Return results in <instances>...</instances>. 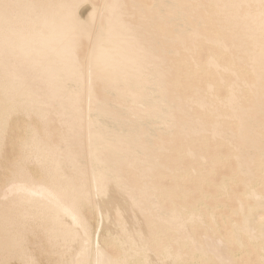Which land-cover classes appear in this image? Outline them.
<instances>
[{
    "label": "rangeland",
    "instance_id": "obj_1",
    "mask_svg": "<svg viewBox=\"0 0 264 264\" xmlns=\"http://www.w3.org/2000/svg\"><path fill=\"white\" fill-rule=\"evenodd\" d=\"M5 1L2 0V2H1V0H0V3H3V5H5V4L7 5V2H8V4L10 2L11 5L14 3L16 8H13V9H11L10 7L9 8L11 9V11H13V10L15 11V9H16V11H15V13H13L14 11L10 12V13L11 14H17V9H18V12L21 13V10H22V13H23V8L25 6L27 7L28 5H26V4H29L32 0L31 1H28V0H22V1L16 0L15 1V0H13V2H12V0H9V1L5 0ZM27 1H28V3H27ZM36 1H37V3L35 2V0H33L32 3L29 5V8H25V11H24V14H26L27 17L29 16L28 17L29 19L31 18L30 20H32V19L35 20V18L37 19V17L39 18L40 16L45 15L44 13H49V12L52 13L54 9L57 10L58 8L60 9V10L59 9L58 10L61 12L62 15L64 12V16H65L70 11V10L68 11V9H66V8L71 7V5L73 6L71 8V10L74 8L73 9L74 13H72L73 11L71 12L72 15L76 16V14H77V11L75 10V7L73 4H76V2L78 0L77 1L72 0L73 3L70 2L71 0H39V1L36 0ZM56 1H59V2L57 3ZM65 1H67V2H65ZM108 1L109 0H86V1H84V3L86 5L85 4L80 5V6L85 7L88 5L90 6V4H92V6L95 7V12L97 11V14L96 13L94 14L93 20L92 19L88 20V22L94 21V23L92 22V24H93L92 32L89 34V36H85L86 38L83 36L85 38V40H84V38H82V36L77 37V41H76L77 43H76V46L74 48L75 52L73 50V54H74L73 60H74V64H75L74 66L77 68V71L80 70L79 72L82 75V77L84 76V78H83V80H81V81H83V84L81 82L82 92L78 93V95L80 94L79 97H77L78 95L75 97L76 99L78 98L77 101L74 98L75 102L73 101V102L69 103L71 105H67V106H70L69 108H72L75 105L76 108L75 107L74 108L77 110L78 113L76 112V110H71V112H70V110H68V108H65V109L62 108L63 104L67 101V97L65 95L53 97L56 94L55 93V87H54L53 83L48 81L47 78L45 77V74L48 72H46L44 74L43 72H40V70L38 68H36V69H38V70H36L35 68L30 67V66H32L31 64H29V65L25 64L26 67L28 66L27 68H29L30 70L27 68H24L25 65L20 66L19 63H21L22 61L20 62V57H18V55L16 56V54L15 55L11 54L10 57L8 56V58H6L7 59L6 62H11V64L14 62L13 63L14 65H16L15 63L17 61L18 68H19L20 72H24L23 74L20 73L23 76V77L21 76L22 78L20 77V79L25 78L24 81H26V84H28V83L30 84V85L29 84L26 85L28 87V89L26 88V91H27L26 93L28 95L26 93L25 94H26V96L29 97V99H31V102L35 99V101H33V102H35V103H33V105L35 104L34 105L35 107L33 105L31 106L33 112L30 108V112L28 111V113H26L27 116L24 114L25 112L22 110H19L22 112L16 111V113L13 114L8 125L6 126V128H7L6 133H5L6 138L3 139V140H5V142L4 141L2 142L3 143V145L1 144L2 150L0 149L1 150V153H0L1 154L0 155V191H1V188H3V189L5 188L4 183H5L6 179L9 178V176L11 175L10 173L14 169V163L16 164L19 162L18 160H20V158H19L20 157V151H21V150H19V149H21L20 143H21L23 137L25 136V130H26V127H28V125L32 129H34L35 132H32V133H36V131H37V133L39 134V135L37 134L38 135V141L40 140L39 136L40 135L43 136L44 139L43 138H41V139L44 140V142L47 145L42 140H40L41 141V142L39 141L40 144L42 143L40 145L41 147L44 146L43 144H45L44 147L49 145L48 147L50 149L48 147H46L47 149H49L47 151L49 153V156L51 157L50 158L51 160L48 161V162H50V163H48L49 165L47 164L49 169L54 168V165H57L59 163L61 164V162L63 161L62 160L63 158H65L64 159L65 162L63 161V163L66 164V160L69 157L67 160V165H71V168L75 167L74 170H78L83 175L82 176L81 174H79V172L77 174L78 177H79V175L82 176L81 178L79 177V179L83 182V185H81V186H85L87 184L85 186L86 189L89 186L91 187V183L89 182L90 181L89 180V172H90V169L92 166L91 164L93 161V156H90L91 153H89V152H91L89 150L90 149L89 147L91 144V142H90L91 137L89 134L90 130L88 132V129H87V128H89V127H87V121L90 120L89 118H91L88 116L89 112H90L89 110H91V113H92L94 111L96 112V111L100 110L99 108H102L107 113L106 115H108L110 119L112 118V120L115 123L121 124V125L124 124L126 126L129 125L128 131L126 132V134H124L123 137L118 139L119 142L118 141L116 142L117 143V151H118V153L122 154L124 156V158H119L118 153H113L112 151L110 152L109 150H104L103 152L98 154L97 157H98L100 162H103V163H106L109 165H111L113 163L112 168L113 169L116 168L113 170L114 173H116L115 171L117 170L116 174H117L118 179L115 182L117 183L119 181L118 182L119 185H118V183L116 184L115 182L113 184H114V187L119 186L120 193L116 195L114 201L116 202V201L122 200V199L130 200V201H134V202L136 201L134 203V205L130 208V210L124 214H117V213H119L117 209L112 211L113 217L114 218L116 217L115 220L119 219V221H120V222L118 220L116 221V223L120 227V230L121 229L124 230L126 228V226L128 225V227L130 226L131 232H133L130 235L137 234V236H139V238L142 237V238H140L139 241L137 240L138 242L136 241L135 243H133L132 239L129 238V240L132 242V243L130 242V244H133V245H130L131 246L130 248L134 249V252H137V250L140 249L139 247L142 246V248L148 249V253L150 254V255L147 254L148 260H149V257L152 256V258L154 257L153 260L155 259V261H160L159 259L160 258L162 259V255H161L162 253L161 252H163V250H164L163 248L171 249L174 252L178 249H179V251L182 249L181 250V252H182L181 260L178 259L179 261L178 260H177L178 262L176 261L177 264H187V263L189 264V262H190V264H264V263H262V258L260 256L261 253L259 252V251H261L260 247L264 246V244H263L264 243V237L259 236L258 241H257V239L256 240L253 239L252 240L253 242H252L249 239L248 234L241 233L240 234V240L242 239L243 247L239 245V241L237 242L234 240H230L227 237V235L229 236V234L231 233V231L234 227L233 222H237V224H240L247 215H248V217H250L251 225H253L254 228L264 227V208L259 206V207H254L253 209H251L249 207V205H250V203L253 204V201L250 200L251 202H248L249 198L248 199L246 197H244L245 199L243 198V192L246 188V184L253 186L252 187L253 190L255 189L257 192L261 193L263 191L262 194H264V90H263L264 87L263 86H262L263 88L259 87L260 91L257 89L255 94H254V92H255L254 89H253L254 92H252V90H251V92L253 93L252 94L249 91L250 89L248 87H245L243 85V82L240 79L236 78L235 76L234 77L232 76V75H234V74H232L233 70L231 72V70L228 69V67H223L224 69L222 68L223 69V71H222V69L218 70L220 68L215 69L214 66L207 64L208 63L207 59L209 58V60H210V58L214 55H215V57H216V55H217V57L221 56L220 61L222 60L221 58L223 56H225L224 59L227 58L226 61H228V59H230L229 60L230 62H232V61L234 62V59L237 60L238 57H240V58L242 57L241 58L242 61H240L243 63V64L241 63L242 66L244 64L247 66L244 65V68L241 66L240 67L238 66L239 69L237 70L236 69L237 65H236L235 66L236 71L235 70L234 71L235 72L238 71V73L239 72L240 73H242V72L247 73V74H244L245 78H247V79L250 78V79H248V81L252 80L253 79L252 76L254 77L255 75H254V73H252V74L250 73V71H252V70H250L251 67H249V66H252L254 64L253 63L251 65L252 61L255 62L254 61L255 59L252 60L253 55H250L249 53H253L254 51L256 53V51H257V54H259L258 52H261L262 49L259 51L258 45L260 46V43L263 40L262 37L264 35H262V34L264 32H262V34L260 33V36H262L260 38H259V34H258L259 32H256L254 30H251L252 32H249V33L254 32V34L255 33L258 34L257 35L258 40L256 41L257 43H259V44H257L258 48L255 47L256 46V44L254 42L255 38L254 39H252L253 37L250 38L252 36V34H249V33H248L250 35L249 38L254 40V41H252V40H251L252 42L249 41L250 40L248 38L249 35L247 36V34H246V37L245 36L243 37L244 39L247 38L246 40H244L242 38L243 41H246L245 43L248 42L247 44L248 45L250 44L249 46L240 43V44L244 45V46H242L239 43H237V40L236 41H235V39L233 40V38H234V36H236V34H238L237 36H240V34H243V29H242L243 27H241V24L239 22L235 23L234 22L235 18L232 19L233 18L232 16H235V14H233V13L236 11L235 13L239 12L240 14L241 13L244 14L249 9L245 6H241L240 8H237V10H236V8L234 6L237 5L236 2L238 0L237 1L235 0L236 4H234V0H230L229 3H228V0H225V2L217 1L216 3H214L215 5H213V3L210 2L211 0L210 1L209 0H206V1L201 0V3L204 4V5H202V7L200 6L201 3L199 4L200 0L199 1L198 0H179V1L174 0V2H175L174 4L176 6V9L178 7V8H180L178 10L182 9L184 14H186V16L183 15L184 19L182 16V19L179 20V16H178V18H177L178 22L176 20H175V22H174V20L172 21V19L174 18L175 15L172 16V14H168V10H169L168 8H167L168 10H165V13H164V10L163 11H160V10L156 11L155 7L152 4L153 1H151V0H119L118 2H117V0H111L112 3L116 2L117 4L113 3L114 8L110 5L111 6L110 10L105 11L106 12V14H105V12H103L101 10H102V7L105 5V3L110 4V1L109 2ZM203 1H204V3H203ZM207 1H209L210 3L209 2L207 3ZM226 1H227V3H226ZM17 2H18V4H17ZM19 2L22 5H25V6H23L22 9L20 8ZM22 2H24V3H22ZM33 2L36 3V5ZM51 2H53L52 5L50 4ZM55 2L59 5V7L56 6L57 4ZM68 2H70V3H68ZM44 3L45 4L48 3V4H46L47 6ZM60 3H62V5H65V9L67 10L68 13L64 11L65 9L64 10L62 9L64 7L61 6ZM63 3H65V4H63ZM77 3H79V2H77ZM224 3L226 6L228 4H230V6H227V8L229 7L231 9L228 11L225 10L226 8H225ZM33 4H34V6H36L35 8L42 7V8H40L41 12L39 11V8H37L35 11H37V10L38 11L35 13L34 10L31 8V7H33L32 6ZM53 4L55 5V7L53 6ZM67 4H69L70 6ZM3 5L1 4L0 8H2ZM16 5H18V8ZM44 5H45V7H47V10L45 7H43ZM220 5L224 6L225 12L220 11L223 9V8L221 9L219 7ZM11 7H14V5ZM51 7H52V9L54 7V9L51 10ZM184 7H186V8H184ZM244 7H245V9H244ZM30 8L32 9L31 15H30V12H28V14L26 12L27 10L30 11ZM120 8L122 9L121 12L117 11V9L120 10ZM204 8H206V11ZM217 8L220 10H218ZM246 8H247V10H246ZM10 9H9V11H10ZM239 9L242 11L240 12ZM250 9H251L252 14L253 13L255 14V12L258 11L256 9H253V10H252V8H250ZM250 9H249V12H250ZM55 10H54V12H56V15L57 16L60 15V14H58L59 11L58 10L55 11ZM99 10H100V13H98ZM113 10L116 12L115 18H116V15L121 14V18H120V16H118V18H116V19L119 20L118 23H120L121 26L123 25L122 28L115 29L114 32H116V30H118L117 35L122 36V34L125 33V35H126V32L129 31L127 33L128 36L126 35V37H125V35H124L125 39L123 38L124 40L122 41V43H124V41H126L125 43L128 44L129 41H127V40H130V41L133 40V42H134V40H136L135 41L136 45L134 43L130 42L128 44V45H130V47L129 46L125 47L126 48L125 51L126 50L129 51L130 48H132L133 51L136 50V54L137 53L139 54V52H141V54L143 55V59L140 57V56H142L141 54H139V55L137 54L138 57L135 54L134 55H135V57L138 58L137 59L138 62L140 61L142 63L144 60L145 63L143 62V64H140V62H139L137 64L138 65L137 69L139 67L142 69L141 72H144L148 68L147 69L148 72L145 71V73H143V74H146V77H148V76H150V78L153 77V79L151 78V80H148L149 83L147 81H145V83L147 82L146 86H148L150 84L154 86L156 83L157 94L165 100L164 105L168 109L167 114L164 115L165 116L164 119H161V120H163L162 122H164L165 126L163 124H162L163 128L162 127L159 128V127L155 126L152 133L148 132L147 126L145 124V117L147 116L146 113L150 114V111L149 112L147 111L148 108H143L144 111H141L142 109L140 110L141 107L138 104L130 101L129 99H131L133 96L129 91H127V97L126 98H125L126 92L123 93V97L121 98L119 91H118V88L110 87V85L107 83V81L101 79L104 81L103 82L101 80H98V78L93 77L91 80L92 83H90L91 81L88 79V81H90V82H88L86 79L85 74H87V72H86V70H87V59L89 58L90 50H91L92 46L94 45V41H97V39L95 40V38L100 37V32L103 30V27L105 29V26L107 25L106 23H108L109 20L110 21L114 20V16L112 14ZM217 10H218V12L220 11V13L223 15L217 14L218 13ZM0 11L3 12V8ZM6 11L3 12L4 14L1 13V15H7V13L9 15H11L9 13V11H7V13H5ZM43 11H44V13H43ZM75 11H76V13H75ZM226 11L227 12L231 11V12L227 13ZM38 12L40 13V15L38 14ZM115 12H113V13H115ZM33 13H35L37 15H35V14L33 15ZM224 13H225V15L229 14V15H227L228 18H230V16L232 15L230 18L231 20H229L224 15ZM67 16H69V14ZM74 16H73V18H74ZM12 18L16 19V15H15V17H12ZM64 18H67V17H64ZM170 18H172V19L170 20ZM180 18H181V16H180ZM15 19H13V20H15ZM116 19H115V22H117ZM120 20L122 22H120ZM171 21L173 24L171 23ZM228 21H230V22L232 21L234 24L237 25L236 27H234V26L232 27V29L236 28V29H234V31L232 33L230 31L231 27H229V29L226 28L228 26L227 24H230ZM232 22H231V24H233ZM113 23H114V21H113ZM176 23H178V24H176ZM183 24H186L187 25L186 27H188V28L191 27L192 32L190 31V32L183 33V32L178 31V28H179L178 26L183 25ZM121 26H119V27H121ZM125 26H126V28H128V30L125 28ZM174 26L178 27L177 31H176V28H173ZM229 26H231V25H229ZM238 26L241 28H239ZM56 27H58V26H56ZM59 28L60 27L55 28V29H59ZM223 28H224V30H223ZM183 29H185V28H183ZM194 29H196V30L194 31ZM125 30H126V32H124V33L119 32V31H125ZM131 30L134 31V33ZM204 30H207V31H204ZM194 32H196V33H194ZM201 32H203L204 34H202ZM96 34H97V36H96ZM188 34H190V35H188ZM218 34L225 36V38L223 36L224 42H222L220 44L215 43L213 40L214 38H216L218 36ZM254 34H253V36H254ZM129 35L132 37H130ZM232 35H233V37H231ZM228 36H229V38H226ZM118 37H120V36H118ZM78 38H79V41H78ZM131 38H133V39H131ZM259 39H261L260 42H258ZM63 40H65V39H63ZM233 42H235V44L237 45L236 48H235V44ZM253 42L255 45L252 44ZM125 43H124V45H126ZM139 43H143L144 45L139 44ZM131 44H133L134 46H138V44H139L140 48L136 47L137 49L136 48L134 49L133 45H131ZM238 45H240L242 47H240ZM251 45H253L254 47ZM261 45H262V43H261ZM141 47H142V49H141ZM245 47L246 48L248 47L249 50H248V48L246 49ZM260 48H262V46H260ZM138 50H140V51L138 52ZM244 50L248 51L247 55H249V56L246 55V53H245L246 51H244ZM130 52L131 51H129L127 54L130 55ZM151 53H152V57H150ZM227 53H228V55H226ZM255 53H253V54L256 56ZM132 54H133V52H132ZM145 54H147L149 56V59H148V56ZM131 57H133V56H131ZM139 57H140V59H139ZM153 57L154 58L156 57V58L154 59ZM144 58H147L149 61H147ZM8 59H9V61H8ZM262 60L264 61V58H262ZM76 62H80V63H78L76 65ZM190 62L194 66L196 65L195 69H194L193 65H190L191 64ZM238 62H239V60H237L236 64H238ZM260 65H263V67H262V70H263L264 62ZM140 66H142V67H140ZM191 66H193V67H191ZM253 66H252V68H253ZM190 67L193 68L194 71L191 72L190 70H192V69ZM259 67H261V66H259ZM9 68H12V66H9ZM20 68H22V71ZM143 68H145V69L143 70ZM150 68L152 69L151 70L152 72H150V70H149ZM187 68H189V69H187ZM225 68H227V69H225ZM23 69H25V70H23ZM232 69H234V68H232ZM157 70H158V72H156ZM138 72L139 71L137 70L136 74ZM229 72L231 73V75ZM40 73L43 75H41ZM154 73H156V75H157L156 77H155ZM217 73L220 76H218ZM38 75L43 77V78L41 79V77H39ZM158 75H159V77H158ZM241 76H242V74H241ZM27 77H29V78H27ZM33 77H35V78H33ZM37 77H39L40 79ZM261 78L262 79H260V77H259V81H261L260 85H263L264 84V75H262ZM38 80H40V81H38ZM146 80H147V78H146ZM32 82L33 83L35 82V87H34V84ZM38 83H40V84H38ZM210 83H212V86H213L212 88H214L211 90L212 93L208 92V90L206 92V89L208 88V84H210ZM41 84L44 86H42ZM36 85H38V86H36ZM215 85H216V87H215ZM239 85H243V86H239ZM108 86H109V88H108ZM42 87H44L45 89H43ZM46 87H47V89H46ZM35 88H37V89L34 90ZM31 89H33V90H31ZM108 89H111V92H108ZM28 90H29V92H28ZM63 90L64 89L59 90V93L65 92ZM231 90H233V93L235 94L234 100L231 101L232 105H234L233 106L235 109L234 112L231 111L230 107L227 106L228 105L227 101H225L226 97L228 96L227 94H229V92ZM36 91L39 93H37ZM30 92H32V93L30 94ZM41 92H42V94H41ZM90 92H91V95H90ZM128 92H129V94H128ZM33 93H34L35 97L38 95L37 98H35L34 95H32ZM35 93H37V94H35ZM31 95L34 97V99H32ZM209 95H211V96H209ZM49 96H51V97H49ZM90 96H92V97H90ZM115 96H117V97H115ZM40 97H41V99H39ZM88 97H90V98H88ZM166 97H168V98H166ZM198 98H200L201 100H199ZM37 99H39V104L37 102L38 101ZM221 99H223V100H221ZM43 100H45L44 101L45 103L43 102L44 104L42 103ZM47 100L50 102H48ZM218 100H220V101H218ZM201 102L203 105H201ZM208 102H209V104H212V106H209L207 104ZM52 103L54 106L52 105ZM37 104L39 106L41 104L40 109H42V110L38 109L39 106ZM137 105L139 108L136 107ZM43 106H44V108H43ZM55 106L57 108H55ZM205 106L206 107L209 106V108L210 107L211 108L209 109V108H206ZM221 106H223V107H221ZM84 107H85V109H84ZM36 108H37V110H35ZM151 108H150V110L153 112L154 108L157 109L158 107L154 106V108H152V109ZM170 108H171V110H170ZM216 108H217V110H216ZM56 109L58 110L57 112H56ZM129 109L131 111L133 109V112H131ZM213 109L216 112H213ZM220 109L222 111H220ZM43 110H46L47 112L46 111H44L45 113L41 112ZM37 111H39L38 114H37ZM80 111H81V113H80ZM157 111H159V110H157ZM157 111L155 110L154 112H157ZM54 112L56 113V115ZM42 113H43V115L45 114L46 117L43 116ZM71 113H73V114L76 113V115H73L75 119L73 118ZM206 113H209V114H206ZM39 114H41V115H39ZM86 114H87V116H85ZM28 116H29V118H28ZM140 116H142V117L139 118ZM49 117H50V119H49ZM64 119H65V121H62ZM58 120L60 122H58ZM66 121H68V122H66ZM139 121H141L143 123L140 124V123H138ZM69 122H70V124H69ZM125 123H127V124H125ZM241 123H243L246 127V129H245L246 134H244V135H246L247 137L245 139L240 137V124ZM136 124L137 125L139 124L138 125L139 128L136 126ZM167 124H168V126H167ZM80 126H81V128H79ZM170 126H171V128H170ZM77 128H78V130H76ZM42 129L45 131H43ZM219 130H223V131L221 132ZM91 131H92V129H91ZM47 132L49 133V135H47L48 134ZM94 133H97V132L94 130ZM237 134H238V136H237ZM81 135H82V137H81ZM91 136H92V134H91ZM46 139H48V140H46ZM123 139L125 142H123ZM130 141H132V142H130ZM128 142H129V144H128ZM125 143H126V145H125ZM63 145H65V147H62ZM51 146L55 147L56 149L52 148ZM82 149H84V150H82ZM68 150H69V152H68L69 154H67ZM72 150L74 152H76V151L77 152L74 153ZM52 151H54V152H52ZM60 151L61 152L64 151V152L61 153ZM80 151L82 153L85 152L84 155L82 154V156H81ZM55 152L56 153L59 152V153L56 154ZM132 152H134V153L132 154ZM54 154H56V157H54L55 156ZM76 154L79 155L80 159H78ZM69 155L72 157L71 159H70ZM133 155L137 156V157H134ZM62 156H65V157H62ZM83 156H84V158H82ZM138 157H140L141 159ZM57 159L58 160L61 159L62 161L59 160L60 161L59 163L58 162L55 163L56 161H58ZM84 159H85V161H84ZM72 160H74V161H72ZM72 162H74V163H72ZM78 162H79V164H78ZM81 163H83V164H81ZM29 164H31V165H29ZM29 164L26 167V168H28V170H26V171L30 172L31 177H33V178L42 177L43 171L41 173V169L45 168L46 170H48L46 167L47 165H45V167L41 168V167H39L40 165L38 166L36 161H35V163L31 162ZM76 164H78V165H76ZM77 166H79V167H77ZM78 168H80V169H78ZM239 169H242V172H243V169H245V170L249 169V171L248 172L245 171L242 173L241 170H239ZM84 170H86V171H84ZM85 172H86V175H85ZM142 173H143V175L144 174L145 175L143 176ZM76 179H74V180H76ZM80 180L75 181V183L73 184L74 185L73 187L76 190L79 189L78 187L80 186V184H82V183H80L81 182ZM120 185H121V187H120ZM70 187H72V186H70ZM148 191H149V193H148ZM3 192H6V188H5V190H3ZM1 194L2 193L0 192V196H1ZM152 195H154V196H152ZM142 196L145 198H142ZM6 198L4 200H3V198L0 200V204L2 203L1 205L9 204L10 200L13 198V196L11 199L8 196L9 202L6 201ZM87 200L86 201L84 200V202L83 201L80 202L81 203L80 206L78 205L80 208L79 207L78 208L80 210H82L83 216L88 221H93V218H94L93 206H92V203L90 201L88 202ZM263 202H264V200H263ZM240 204H242L241 207L243 209H241ZM245 205L247 208H245ZM7 206H9V205H7ZM192 209L194 210L193 212L195 214V217H194L195 219H193V220H191V217L188 218L189 215L187 214V213H190V210L192 212ZM131 213L135 216V218ZM136 213H137V215H136ZM177 215L178 216L181 215V217H183V220L186 219V222L184 220V221H182L183 224L180 223L179 226L173 225V220H174L173 217L176 218ZM197 215L199 216L198 217L199 220H198V218H196ZM126 219H128L127 221H129L130 223L129 222L127 223ZM200 219H202V220H200ZM122 221H123V223H121ZM31 222H33V221H31ZM31 222L29 223V224H31L30 227H32L34 229H36L38 226H41L40 223L38 225L37 222L35 221L36 226L38 225L35 228L34 227L35 224L31 223ZM134 222L136 224H134ZM192 222H194V223H192ZM44 224L45 223H42V225H44ZM122 224H124V225H122ZM132 224L135 225V227ZM183 225H185V227ZM42 227H40V228L38 227L35 230V232L37 233V235L39 237L40 236L42 237V238L41 237L40 238L42 239L44 246H42V248H41V247H39V245H35L33 247L34 250H32V251L37 258L36 260L40 264H57V259L61 261L62 258L60 259V257H57V256H60V255H58L59 253H57V255H56L55 254L56 252L55 253L51 252L53 249L51 247H49L48 243L45 244V239L43 238V234L45 235V232L42 231V229H41ZM142 227H143V230H142ZM181 227L183 228V231L180 229ZM184 229H187V230H184ZM40 231H42V232H40ZM185 231H189V232H185ZM121 234L122 233H120V235ZM141 234H143L144 237ZM185 234L193 235V236L190 237V240H189V238L186 240L185 237L187 238L188 236ZM130 235H128V236H130ZM182 235H183V237H182ZM38 236L30 234L29 239L38 240ZM224 236H226V237H224ZM182 238H184V239L182 240ZM220 239L223 241H221ZM101 242L103 245V251L105 252V256L107 255L109 257L108 259H112L114 257H117L119 255V253L121 252L122 245L119 242H117L115 240V238L111 237L110 235L106 236L104 234V236H102V238H101ZM219 242H221V243L223 242L224 244L223 243L221 244ZM257 242H259L260 244ZM138 243H140V244H138ZM255 243H257V244H255ZM134 244H135V246H134ZM251 244L253 246H251ZM137 247H138V249H137ZM43 248H44V251H43ZM197 249H198V251H197ZM199 249H203L202 250L203 252L200 250L202 252V253H200ZM50 252H51V254H50ZM141 252H140V255H141ZM194 252L195 253L198 252V253L195 254ZM198 254L202 255V258H203V260H202V258H200L201 259L200 263L198 260H200L199 257H201V256ZM53 255H54V257H53ZM129 255H130V253H129ZM134 255H135V257H134ZM138 255L136 256V254H133V258H132V260L130 259L129 262L132 264H134V262H135V264H142L144 262V260H143L144 257H142V256H144V255L143 254L141 256L139 255V258H138ZM197 255L199 256L198 258H196L198 262L195 260V257H197ZM56 257H57V259H56ZM105 258L107 259V257H105ZM134 258H135V261L133 262ZM140 258L142 259V261H140L141 260ZM136 259H137V261H136ZM150 259H151V257H150ZM138 260L140 263L138 262ZM192 261H194V262H192ZM136 262H138V263H136ZM144 263H146V262H144ZM11 264H24V263L17 261V260H14V261H12Z\"/></svg>",
    "mask_w": 264,
    "mask_h": 264
},
{
    "label": "bare ground",
    "instance_id": "obj_2",
    "mask_svg": "<svg viewBox=\"0 0 264 264\" xmlns=\"http://www.w3.org/2000/svg\"><path fill=\"white\" fill-rule=\"evenodd\" d=\"M20 1H22V0H20ZM28 1H31V0H28ZM28 1H27V3H28ZM32 1L29 4H26V5H28L27 7L25 5H22L19 2L21 9L23 8V6H25L23 8V13H22V10H21V13H20V12H18V9H17V14H11L10 12H13L14 11V10L11 11V9L16 8V7H15V4L14 3L11 5L10 2H9L10 6H13L14 5V7H10L11 8V9L9 8L10 11H9V9L7 11H9V13L12 16L9 15L6 10H4L5 8L3 6H2L3 12L6 11L5 13H7V15H1V13L2 14H4V13L2 11H0V147H1V144L3 145L2 142L3 141L5 142V140H3V139L6 138V135H5L6 130H7L6 126L8 125V123H9L10 119L12 118L13 114L16 113V111H18V112L24 111L25 112L24 114L27 116L26 113H28V111L30 112L31 106L33 105V103H35V102H33V101H35V99H34V97H35L34 93L32 94V95H34V97L31 95L32 96V99H34L32 102H31V99H29V97L26 96V94H27L26 93L27 92L26 91V88L28 89V87L26 85H28L29 83L27 82L28 84H26V81H24L25 78L24 79H20V77L22 76L20 73L23 74L24 72H20V70L18 68L17 61L15 63L16 65L13 64L14 62L12 64H11V62H6L7 61L6 58H8V56L10 57L11 54L12 55H15L16 54V56L18 55V57H20V62L22 61L21 63H19L20 66L21 65H25V64H27V65L31 64L32 66H30V67L35 68V69L38 68L40 70V72H43L44 74L46 72H48V73L45 74V77L47 78L48 81L52 82L53 85H54V87H55V93L56 94L54 93L55 95L53 94L54 95L53 97H57L58 96L59 88L60 87H62L61 89H64L63 91H65L63 93V95H65L67 97V101L62 106V108H64V109L65 108H68V110H69V107L70 106H67V105H71L69 103H71V102L74 101V100H71V99H74L78 95L79 92H82L81 85L83 84V81H81V80H83L84 76L82 77V75L79 72L80 70L77 71V68L74 66L75 65L74 64V60L72 61L73 58H70V52H71V50L73 51L74 48H75V46H76L77 37L82 36V38H84L85 36H89V34L92 32V28H93L92 22L94 23V21H89L88 22V20L89 19H92L93 20L94 14L95 13L97 14V11L95 12V7L92 6V4H90V6L87 4L88 6H85V7L84 6H80L82 4H85L84 1H86V0H78V1L76 0L79 3L76 2V4H73L74 7H75V10L77 11L76 16H74V15H72V13H74V10H73L74 8L71 10V8L73 7L72 5H71V7H69L70 9L69 8H66V9H68V11L70 10L69 13H68L67 10L65 9V5H62V3H60L61 6L64 7L62 9L63 10L65 9L64 11L69 14V16H67L68 14H66L64 16V12L62 11L63 12V15H62L61 12L59 11L60 10L58 8L59 5L57 4L59 1H56L57 2V3L55 2L57 4L56 6H58L57 8L59 9V10L57 9L59 11L58 14H60V15L57 16L56 15V12H54L55 5L53 4V6H54L53 9L54 10L51 7V10H53V12L50 10L52 13H50V12L49 13H44V11H43V13L45 15L40 16L39 18L37 17V19L35 18V20H33V19L30 20L31 18L29 19L28 18L29 16L27 17L26 14H24V11H25V8H29V5L32 3ZM109 1H110V4L109 3H107V4L105 3V5L102 7V10L101 11H103V12L109 11L110 10V7L111 6L113 7V3L117 4L116 2H113L112 3L111 0H109ZM118 1L119 0H117V2ZM151 1H153L152 4L155 7L156 11H159V10L160 11H163L164 10V13H165V10H168L169 9L168 10V14H172V16L175 15L173 19L170 18V20L172 19V21L174 20V22H175V20L178 22V20H177L178 16H179V20L182 19V16L183 15L186 16V14H184V12L182 11V9L181 10H178V9H180L178 7L176 9V6L174 4L175 3L174 0H151ZM204 1H206V0H204ZM204 1H203V3H204ZM209 1H207V3ZM217 1H223V2H225V0H211L210 2L213 3V5H215L214 3H216ZM1 2H2V0H1ZM12 2H13V0H12ZM35 2L37 3L36 0H35ZM65 2H67V1H65ZM70 2H72V0ZM70 2H68V3H70ZM229 2H230V0H228V3ZM22 3H24V2H22ZM36 3H34V4L36 5ZM52 3L53 2H51L50 4L52 5ZM200 3H201V0H200L199 4ZM226 3H227V1H226ZM236 3H237V5L234 6L236 8V10H237V8H240L241 6H245V7L249 8V9L252 8V10L253 9H256L258 11H256L255 14L254 13L252 14L251 13V9H250V12H249V9L247 10V8H246L247 11L244 13L245 15L242 14V13L240 14L239 12L235 13L236 11L234 13L232 12L233 14H235V16H232L230 14L233 17L232 19L235 18L234 19V22L235 23H238L239 22L241 24V27H243L242 28L243 29V34H240L239 33L240 36H237L238 34H236V36H234L233 40L234 39H235V41L237 40V43H239V44L242 43V44L248 45L247 44L248 42L245 43L246 41H243V39H244L243 37L244 36L246 37V34H247V36L249 34H252V36L250 37V35H249L248 38L249 37L250 38L253 37L252 39L255 38L254 39L255 41L252 40V39H250V38H249L250 39L249 41H251V40L254 41L255 44H256L255 47H257V44H259V43L256 42L258 40V36L257 35L259 34V38H260V37H262V36H260V33L262 34V32H264V0H238ZM236 3H235V0H234V4H236ZM1 4L3 5V3H0V7H1ZM9 4L7 2V5H9ZM17 4H18V2H17ZM34 4L32 5L34 8L33 7H31V8L36 13L38 10L37 11H35V10L37 8H39V7L35 8L36 6H34ZM46 4H48V3H46ZM63 4H65V3H63ZM45 5L43 7H45ZM67 5H69V4H67ZM202 5H204V4L201 3L200 6L202 7ZM224 5H225V3H224ZM16 6L18 8V5H16ZM227 6H230V4H228ZM227 6L225 5V8H226L225 10L228 11L231 8H229V7L227 8ZM219 7L221 9L222 8L223 9L220 10V9L217 8L218 10H220L221 12H225L223 5H220ZM245 7H244V9H245ZM2 8H0V10H2ZM31 8H30V11H28V10L26 11L27 14H28V12H30V15H31V10H32ZM40 8H42V7H40ZM40 8H39V11H40ZM45 8L47 10V7H45ZM184 8H186V7H184ZM204 9L206 11V8H204ZM57 10H55V11H57ZM121 10H122L121 8H120V10L117 9V11H120V12H121ZM218 10H217V12H218ZM15 11H16V9H15ZM15 11L13 13H15ZM76 11H75V13H76ZM220 11L217 14H221ZM241 11L242 10H240V12ZM113 12H115V11L113 10ZM113 12H112V14L114 16V20H113L114 23H113L112 20L111 21L109 20V22L106 23L107 25L105 26V29L103 27V30L100 32V37H98V38L96 37L95 38V40L97 39V41H94V45L92 46V48L90 50V53H89L90 55H89V58L87 59V70H86L87 74H85V75H86L87 81H88V79L91 81L93 77L98 78V80H101L102 78L103 79H109L110 80V84H111V85L110 84L109 85L112 88H114V87H117L118 88V85L120 83H122V85L124 87V92L126 91V94H125V98H126L127 97V91H129L130 93L133 90L135 91V88L130 87L131 85H129L128 83L132 84L133 80H131L130 78L133 77L134 74L137 75L136 74V72H137L136 70L137 69L135 70V67L137 68V66H138L137 64L140 61L138 62V60H137L138 59L137 58L138 57L137 56L138 53L136 54V50L133 51L132 48H130V50H129V51H131L130 52V55L133 52V54L131 56H133L134 58L131 57L129 54H127L129 51H127V50L125 51V49H126L125 47H127V46L130 47V45H128L130 42H132V43L135 44V41L136 40H134V42H133V40L130 41V40H127L128 39L127 38L126 40L129 41V43L127 44V43H125L126 41H124V43L126 44V45H124V43H122V41L125 39L124 38V35H125L124 32H126V30L125 31H119V32L124 33V34H122L123 37L121 35H117V31L118 30H116V32H114L115 29L122 28L123 25L121 26V24L118 23L119 20L116 19V18H118V16H120V18H121V14L116 15V18H115L116 12L115 13H113ZM230 12H227V13H230ZM35 13H33V15ZM98 13H100V10L98 11ZM38 14L40 15L39 12H38ZM105 14H106V12H105ZM15 15H16V19L15 18H12V17H15ZM35 15H37V14H35ZM221 15H223V14H221ZM224 15H225V13H224ZM227 15H229V14H227ZM227 15H225V16L227 17ZM63 16L64 17H67V18H64ZM73 16H74V18H73ZM180 16H181V18H180ZM231 16H230V18H231ZM230 18H228V19L231 20ZM13 19H15V20H13ZM115 19L117 20V22H115ZM183 19H184V16H183ZM172 21H171V23H172ZM120 22H122V21L120 20ZM228 22L230 24H227L228 25L226 27L227 29H229V27H231V29H232L233 26L234 27L237 26L232 21L231 22L233 24H231L230 21H228ZM49 23H51L52 25H56V26H58L60 28L59 29H55V31H49L48 30ZM176 24H178V23H176ZM229 25H231V26H229ZM119 26H121V27H119ZM186 26H187L186 24H183V25H179L178 26L179 28L178 27H175V26L173 28H176V31H177V28H178V31L183 32V33L190 32L191 31V27L188 28ZM58 27H55V28H58ZM241 27H239V28H241ZM125 28H126V26H125ZM183 28H185V29H183ZM126 29L128 30V28H126ZM231 29H230V31L232 33L234 31V29H236V28H234L232 30ZM195 30L196 29H194V31ZM223 30H224V28H223ZM251 30H254V31L259 32V33L258 34H256V33L254 34V32L253 33H249V32H252ZM204 31H207V30H204ZM128 32H126V35L127 36H128V34H127ZM132 32L134 33V31H132ZM194 33H196V32H194ZM201 33L204 34L203 32H201ZM253 34H254L255 37L253 36ZM126 35H125V37H126ZM188 35H190V34H188ZM220 35L219 34H218V36L216 35L217 37L213 39L214 42L217 43V44H220V43L224 42L225 36L223 35L224 36V38H223V36L222 35L220 36ZM262 35H264V33ZM96 36H97V34H96ZM118 36H120L121 38L118 37ZM229 36L226 37V38H229ZM130 37H132V36H130ZM231 37H233V35ZM85 38H84V40H85ZM133 38H131V39H133ZM262 38H263L262 41H261V39H259V41H258V42L261 41L262 45L260 43V46H262V48H260L259 45H258L259 48L257 47L259 51L262 49L261 52H258L259 54H257V51H256V53L254 51L253 53H255L256 56L253 53H249L250 55H253L252 56L253 57L252 60L255 59L254 60L255 62L252 61V63H251V65L254 63L253 64L254 66L252 65L253 68H252V66H249V67H251L250 70L253 71V72L250 71V73L251 74L254 73V75H255L254 76L255 78L252 76V78L254 80L252 79V80L248 81V79H250V78L247 79V78H245V75H244V74H247V73H243V72L242 73H240V72L238 73V71L235 72L236 71L235 70V66L236 65H237L236 66L237 67L236 68L237 70L239 69L238 66L239 67L241 66V67L244 68V65L245 64L242 66L243 63L240 62V61H242L241 60L242 57L241 58L238 57V59H237V60H239V62H238L239 65H238V64H236L237 63V60H235V59H234V62L233 61L230 62L229 61L230 59H228V61H229L228 62V61H226L227 58L224 59L225 56H223L221 58L222 60L220 61V57L221 56L217 57V55H216V57H215V55H214V56H212L210 58V60H209V58L207 59V61H208L207 64L214 66L215 69L220 68L218 70H221L223 67H228V69H230L231 72L233 70L232 74H234V75H232V76L233 77L235 76L236 78L240 79L243 82V85L245 87H248L250 89L249 90L250 92H251V90H252V92L255 91L254 92V94H255L257 89L260 91V88L259 87H262V86L264 87V84L263 85H260L261 81H259V77H260V79H262L261 77H262V75H264L263 74L264 73V68L262 70L263 65H260V64H262L264 62L262 60V58H264L263 57L264 56V36ZM63 39H65V40H63ZM246 39H244V40H246ZM238 40L239 41L241 40V41L239 42ZM78 41H79V38H78ZM48 42H51L50 43L51 44V47H52L51 48V51H48L47 50V44H48ZM254 42L252 44H254ZM233 43L235 44V42H233ZM139 44H143V43H139ZM139 44H138V46H134L133 44H131V45H133V48L135 49L136 47H139ZM242 44H240V45H242ZM240 45H238V46H240ZM236 46L237 45L235 44V48H236ZM242 46H244V45H242ZM242 46H240V47H242ZM251 46H253V45H251ZM142 47H141V49H142ZM248 50H249V48H248ZM139 51L140 50H138V52ZM244 51H246V50H244ZM74 52H75V50H74ZM247 52L248 51L245 52L246 55H247ZM134 54L137 57H135ZM139 54H141V52H139ZM145 55H147V54H145ZM226 55H228V53ZM67 56L70 58L69 60H65L64 59V57H67ZM247 56H249V55H247ZM140 57L143 59V55L140 56ZM140 57H139V59H140ZM150 57H152V53H151V56ZM50 58H51V60H50ZM144 59H146L147 61H149L148 60L149 59V56H148V59L147 58H144ZM8 61H9V59H8ZM143 62L145 63L144 60H143ZM143 62L142 63L140 62V64H143ZM78 63H80V62H76V65ZM190 65H193V64L191 63ZM9 66H12L13 69L12 68H9ZM193 66H191V67H193ZM195 66H194V69H195ZM245 66H247V65H245ZM259 66H261V67H259ZM27 67L25 65L24 68H27ZM140 67H142V66H140ZM232 68H234V69H232ZM20 69L22 71V68H20ZM27 69H29V68H27ZM38 69H36V70H38ZM144 69L145 68H143V70ZM147 69L145 70L146 72H148ZM187 69H189V68H187ZM191 69H192V70H190L191 72L194 71L193 68H191ZM223 69H222V71H223ZM225 69H227V68H225ZM23 70H25V69H23ZM149 70H150V72H152L151 71L152 70L151 68ZM145 71L142 72V73H140V74L138 73L139 74V78L136 79V82L135 81L133 82V83H135V85L136 84L139 85L138 87H142V91L140 93L137 92L134 96L132 95L133 97L131 99H129V100L132 101V102H135L136 104H138L141 107L140 110L142 109L141 111H144L143 108H148L149 109V110L147 109V111L148 112L150 111V114L149 113H146L147 116L145 115L146 116L145 117V124L147 126L148 132L149 133H152L153 130H154V128H155V126H157L159 128H161L163 125L165 126L164 122H162L163 120H161V119H164V117H165L164 115L165 114H163V112H161V111H157V110H159V107L158 106H155V107H158L157 109H155L154 106L152 107V108H154V111L156 110L157 112H154V111L152 112L150 110V108H151V107H149L150 106V102L151 103L153 102L155 105L158 104L159 103V101H158L159 100V96L157 94L156 83H155L154 86L151 85V84H150L151 86L150 85L146 86L148 80H151V78L153 79V77L150 78V76H148L150 79L148 77H146V74H143V73H145ZM156 72H158V70ZM241 74H242V76H241ZM41 75H43V74H41ZM154 75H155V77L157 76L156 73H154ZM230 75H231V73H230ZM218 76H220V75L218 74ZM39 77H41V76H39ZM39 77H37V78H39ZM158 77H159V75H158ZM27 78H29V77H27ZM33 78H35V77H33ZM42 78L43 77H41V79ZM146 78H147V80H146ZM38 81H40V80H38ZM90 81H88V82H90ZM101 81H103V80H101ZM145 81H147V82L145 83ZM81 82H82V84H81ZM90 83H92V81ZM33 84H34V87H35V82ZM38 84H40V83H38ZM56 85H58V86H56ZM243 85H239V86H243ZM36 86H38V85H36ZM42 86H44V85H42ZM212 87H213L212 86V83L208 84V88L206 89V92L208 90V92L212 93L211 90L214 89ZM215 87H216V85H215ZM42 88L45 89L44 87H42ZM108 88H109V86H108ZM36 89L37 88H35L34 90H36ZM46 89H47V87H46ZM253 89H254V91H253ZM31 90H33V89H31ZM28 92H29V90H28ZM129 92H128V94H129ZM31 93L32 92H30V94ZM37 93H39V92H37ZM37 93H35V94H37ZM41 94H42V92H41ZM90 95H91V92H90ZM227 95L228 96L226 97V100L225 101H228L229 99H232L231 101L234 100L235 94L233 93V90H231L229 92V94H227ZM37 96L35 98H37ZM51 96H49V97H51ZM79 96H80V94L77 97H79ZM209 96H211V95H209ZM90 97H92V96H90ZM90 97H88V98H90ZM115 97H117V96H115ZM120 97L122 98L123 97V94L122 95L120 94ZM166 98H168V97H166ZM39 99H41V97ZM39 99H37L38 100L37 101L38 104H39ZM77 99H76V101H77ZM198 99L201 100L200 98H198ZM45 100H43L42 103ZM221 100H223V99H221ZM218 101H220V100H218ZM231 101H230L229 104L227 102L228 105L227 104L226 105L229 106L230 109H231V111L234 112L235 111V109L233 107L234 105H232ZM48 102H50V101H48ZM53 103H52V105H53ZM41 104H40V106H41ZM164 104H163V106L165 107ZM207 104L209 106H212V104H209V102ZM138 105L136 107H138ZM201 105H203L202 102H201ZM40 106H39L38 109L41 108ZM209 106L208 107L205 106V107L206 108H209ZM74 107H75V105H74ZM74 107H72L71 110H76L75 109L76 107L75 108ZM221 107H223V106H221ZM43 108H44V106H43ZM55 108H57V107L55 106ZM84 109H85V107H84ZM19 110H22V111H19ZM31 110H32V108H31ZM35 110H37V108ZM40 110H42V109H40ZM71 110H70V112H71ZM170 110H171V108H170ZM216 110H217V108H216ZM44 111H46V110H43L41 112H44ZM57 111L58 110L56 109V112ZM89 111L90 112H89V115L88 116L91 117V118L88 117L90 120L87 121V127H89V128H87V127L86 128L88 129V132L90 130V132H89L90 137H91V141L90 142H92L94 140H98V139L101 138L98 141V143H103L105 141L104 139L105 138H109V137L111 139H115V142H117L118 139H120L121 137H123L124 134H126V132L128 131V126L129 125L126 126L124 124L121 125V124L115 123L112 120V118L110 119L109 116L106 115L107 113L105 111L103 112L102 110H98V111H96V112L94 111L92 113H91V110H89ZM220 111H222V110L220 109ZM32 112H33V110H32ZM38 112L39 111H37V114H38ZM76 112H77V110H76ZM131 112H133V109H132ZM213 112H216V111L213 109ZM80 113H81V111H80ZM206 114H209V113H206ZM39 115H41V114H39ZM42 115H43V113H42ZM55 115H56V113H55ZM71 115L72 116L73 115H76V113L75 114L71 113ZM43 116H45V114ZM85 116H87V114ZM141 117L142 116H140L139 118H141ZM28 118H29V116H28ZM73 118H74V116H73ZM49 119H50V117H49ZM62 121H65V119L62 120ZM58 122H60V121L58 120ZM66 122H68V121H66ZM138 123L142 124L143 122L139 121ZM69 124H70V122H69ZM125 124H127V123H125ZM241 125H242V123L240 124V131L243 130L244 131V134H246L245 133L246 127H242ZM167 126H168V124H167ZM79 128H81V126ZM170 128H171V126H170ZM91 129H92V131H91ZM76 130H78V128ZM94 130L96 132H97V130H99V131L102 130V132H104V135H107V136H104L102 138L103 135L101 134V135L98 136L97 133H94ZM43 131H45V130H43ZM219 131L222 132L223 130H219ZM32 132H35L34 129H32L28 125V127H26V130H25V136L23 137V139H22V141L20 143V148H21V149H19V150H21L20 151V157H19L20 160H18L19 161L18 163H16V164L14 163V169L10 173L11 175L9 176V178H7L6 181H5V183H4V186L6 188V192H3V190H5V188L4 189L1 188V191H0L2 193L1 196H0V200L2 198L4 200L7 197L6 198V201L9 202L8 201V196H9L10 199L13 196V198L11 200L9 199L10 200V203H11V204L10 203L7 204L9 206L4 205V204L1 205L2 203L0 204V264H11L12 261H14V260L20 261V262H22L24 264H40L36 260L37 258H36L35 254L33 253L32 250H34L33 247L35 245H39V247H41V248H42V246H44L43 245V242H42V239H41L42 237L40 236L41 237L40 238L37 235V233L35 232V230L38 227L40 228L42 226L43 227L41 229H42L43 232H45V235L43 234V238L45 239V244L48 243L49 244V247H51L53 249L51 252L52 253H55L56 252L55 253L56 255H57V253H59L58 255H60V256H57V257H60V259L62 258L61 261H60L56 257L57 264H132L129 261H130V259L132 260L133 254H136V256L138 254L140 255V252L141 251H142L141 252V255L142 254L144 255V256H142V257H144L143 260H144V262H146V263L143 262L144 264H177L176 261L178 259L181 260V256H182L181 250L182 249L180 251L178 249V250H176L174 252L171 249L163 248L164 250H163V252H161L162 253L161 254L162 255V259L160 258L159 259L160 261H155V259L153 260L154 257L152 258V256H150L151 259L149 257V260H150L149 261L147 256L150 255V254L148 253V249L147 248H142V246H140L139 247L140 249L137 250L138 249V247H137V249H136L137 252H134V249H131L130 248L131 247L130 245H133V244H130L131 241L129 240V238L132 239V242L133 243H135L137 240L139 241L140 238H142V237L139 238V236H137V234L130 235L133 232H131L130 226L128 227V225L127 226L125 225L126 228L124 227L125 228L124 230L123 229L120 230V227L116 223V221L117 220L119 221V219L115 220L116 217L114 218L113 215H112V213H113L112 211L115 210V208H112L114 206V204H115L114 203V197L117 195V193L115 192V196H114V194L112 193L111 189L114 188V184L113 183L118 179L117 174H116L117 173V170L115 171L116 173H114L112 171V169H110V167H109L108 164L103 163V162H100L99 160L96 159V157L98 156V154H100L101 152H103L104 150H107V149H102V150H95L94 149L92 151L91 150V147H89L90 148L89 150L91 151V152H89V153H91L90 156H93V154H94L95 157L93 156V161L91 160L92 161V164H91L92 166H91V169H90V172H89V180H90L89 182L91 183V187L89 186L88 187L89 189L88 188L86 189L85 186L87 184L85 186H81V185H83V182L79 179V177L81 178L83 176L82 173H80L78 170H75V172H73L72 171V168L73 167L71 168V165H67V160L69 158L68 156H67L68 158L66 160V164L63 163V161L65 162V160H64L65 158L62 159L63 161L61 159H59V160L62 161L61 164L59 163L60 161L57 159L58 161H56L55 163L58 162L59 164L54 165V168H52V169H49L48 168V165H49L48 163H50L48 161L51 160L50 159L51 157L49 156V153L47 151V150L50 149L48 147L49 145L46 146L49 149H47L46 147H44L46 143L44 142V140L41 139V138H43V136L40 135L39 136L40 140H42L45 143V144H43L44 146L41 147L40 145L42 143L40 144L41 141L40 140H39L40 142L38 141V135L39 134L37 133V131H36V133H32ZM91 134H92V136H91ZM47 135H49V133ZM82 135H81V137H82ZM237 136H238V134H237ZM46 140H48V139H46ZM123 142H125L124 139H123ZM130 142H132V141H130ZM128 144H129V142H128ZM116 145H117V143H116ZM125 145H126V143H125ZM62 147H65V145H63ZM52 148H55V147H52ZM0 149L2 150V147ZM1 150H0V153H1ZM82 150H84V149H82ZM54 151H52V152H54ZM109 151L111 152V150H109ZM63 152H61V153H63ZM68 152H69V150L67 151V154H69ZM76 152H74V153H76ZM58 153H56V154H58ZM84 153L81 152L80 153L81 156H82V154L84 155ZM133 153L134 152H132V154ZM56 154H54L55 155L54 157H56ZM71 156H70V159L72 158ZM62 157H65V156H62ZM77 157H78V159H80L79 158V155H77ZM134 157H137V156H134ZM82 158H84V156ZM138 158H140V157H138ZM35 161L37 162L38 166L40 165L39 167H41V168L45 167V165L48 164L46 166L48 170H46L45 168H43L44 170L41 169V173L43 171V174H42V177H40V178H33V177H31L30 172H27L26 171V170H28V168H26L28 166V164L31 163V162H34L35 163ZM72 161H74V160H72ZM84 161H85V159H84ZM72 163H74V162H72ZM78 164H79V162H78ZM78 164H76V165H78ZM81 164H83V163H81ZM29 165H31V164H29ZM77 167H79V166H77ZM74 168H73V170H74ZM78 169H80V168H78ZM114 169H116V168H114ZM239 170H241V172H242V169H239ZM84 171H86V170H84ZM245 171L248 172L249 169H246V170L243 169V172H245ZM78 172L82 176L79 175V177H78V175H77ZM85 175H86V172H85ZM142 175H143V173H142ZM74 179H76V180H74ZM78 180H80L81 181L80 183H82V184L79 183L80 184V186L78 187L79 189L76 190L73 187L74 186L73 184L75 183V181H78ZM118 185H119V183H118ZM70 186H72V187H70ZM120 187H121V185H120ZM252 187L253 186L246 184V188H245V190L243 192V198L244 197H246L247 199L249 198V201L248 202H251L250 200L253 201V204L250 203V205H249V207L251 209H253L254 207H259V206L264 208V202H263V200H264V194H262L263 191L261 193L260 192H257L255 189H254L255 190L254 191ZM148 193H149V191H148ZM152 196H154V195H152ZM142 198H145V197L142 196ZM84 200L85 201L87 200L88 202L90 201L92 203L93 210H94V218H93V221H88L83 216L82 210L79 209L80 208L79 206L81 204L80 202H82V201L84 202ZM241 206H242V204H240V207ZM245 208H247L246 205H245ZM241 209H243V208L241 207ZM193 211L194 210L192 209V212L190 210V213H187L189 215L188 218L191 217V220L195 219L194 218L195 217V214H194ZM118 212L119 213H117V214H124L127 211H122L121 210V211H118ZM136 215H137V213H136ZM198 217L199 216L197 215L196 218H198ZM134 218H135V216H134ZM173 218H174L173 225H178L179 226L180 223L183 224L182 221H184V220L186 222V219L183 220V217H181V215H179V216L177 215L176 218L175 217H173ZM127 220L128 219H126V221ZM198 220H199V218H198ZM200 220H202V219H200ZM31 221H33V222H31ZM35 221L37 222L38 225L40 223L41 226H38L37 225L38 226L37 227L36 224H35ZM30 222L31 223H34L35 224L34 227L35 228L37 227V228L34 229V228L30 227V225H31V224H29ZM128 222L129 221H127V223ZM42 223H45V224L42 225ZM121 223H123V221ZM192 223H194V222H192ZM134 224H136V223L134 222ZM122 225H124V224H122ZM133 226L135 227V225H133ZM183 226L185 227V225H183ZM233 226L234 227H233L231 233L229 234V236L227 235V237L230 240H234V241H237V242L239 241V245L242 246V247H243L242 239L240 240V234L241 233L248 234L249 235V239L251 241L253 239H255V240L257 239V241H258V237L259 236L260 237H264V227H261V228L260 227L259 228L256 227V228H254L253 225H251V219H250V217H248V215L243 219V221L240 224H237V222H233ZM180 229L183 231V228L182 227ZM142 230H143V227H142ZM184 230H187V229H184ZM42 231H40V232H42ZM185 232H189V231H185ZM120 233H122V234L120 235ZM30 234L35 235V236H38V240H35V239L34 240H31V239H29V235ZM104 234L106 236L107 235H110L111 237L115 238V240L122 245L121 252L119 253V255L117 257H114L112 259H108L109 257L107 255L105 256V252L103 251V245H102V242H101V238H102V236H104ZM128 235H130V236H128ZM141 235L144 237L143 234H141ZM185 235H187V234H185ZM187 236H188L187 238L184 236L185 239L187 240L189 238V240H190V237L193 236V235H187ZM182 237H183V235H182ZM224 237H226V236H224ZM183 239L184 238H182V240ZM221 241H223V240H221ZM259 242H257V243H259ZM219 243H221V242H219ZM257 243H255V244H257ZM138 244H140V243H138ZM97 246H99V247H97ZM134 246H135V244H134ZM251 246H253V245L251 244ZM260 248H261V251H259V252L261 254L260 253L259 254H260L261 258H262V263H264V246H261ZM200 250L202 251L203 249H199V251ZM43 251H44V248H43ZM197 251H198V249H197ZM201 251H200V253L203 252V251L202 252ZM51 252H50V254H51ZM129 253H130V255H129ZM196 253H198V252H196ZM54 255H53V257H54ZM139 255H138V258H139ZM198 255H200V254H198ZM198 255H197V257H195V260L196 261H197L196 258L199 257ZM200 256L201 257H199V259L202 258V255H200ZM105 257H107V259ZM134 257H135V255H134ZM202 260H203V258H202ZM134 261H135V258L133 259V262ZM136 261H137V259H136ZM140 261H142V259ZM198 261L200 263L201 259L198 260ZM138 262H139V260H138ZM138 262H136V263H138ZM192 262H194V261H192ZM134 264H135V262H134ZM189 264H190V262H189Z\"/></svg>",
    "mask_w": 264,
    "mask_h": 264
},
{
    "label": "water",
    "instance_id": "obj_3",
    "mask_svg": "<svg viewBox=\"0 0 264 264\" xmlns=\"http://www.w3.org/2000/svg\"><path fill=\"white\" fill-rule=\"evenodd\" d=\"M55 27H56V25H52L51 23H49V25H48V30L49 31H55ZM105 39V38H104ZM51 42H48V44H47V50L48 51H51V44H50ZM70 58H74L73 57V51L71 50V52H70ZM68 56L67 57H64V59L65 60H69L70 59ZM50 60H51V58H50ZM72 61H73V59H72ZM137 68L135 67V70H136ZM134 70V71H135ZM139 72L138 73H142L141 71H142V69L141 68H138L137 69ZM136 70V71H137ZM137 73V75H135L134 74V76L133 77H131L130 79L131 80H133V82L135 81L136 82V79H138L139 78V74ZM102 78V77H101ZM103 79V78H102ZM103 80H106L107 81V83L108 84H110V80L109 79H103ZM132 82V84H130V83H128L129 85H131L130 87H132V88H135V91L133 90V91H131V94L134 96L137 92L138 93H140L141 91H142V87H138L139 85H135V83H133ZM111 85V84H110ZM56 86H58V85H56ZM62 87H60L59 88V90H62L61 89ZM117 88V87H116ZM118 91H119V94H123V93H125L124 92V87H123V85H122V83H120L119 85H118ZM108 92H111V89H108ZM64 93V92H63ZM63 93H58V96H62L63 95ZM139 95V94H138ZM159 96V95H158ZM71 100H74V99H71ZM228 100V99H227ZM232 99H229L227 102H228V104L230 103V101H231ZM159 103L158 104H156L158 107H159V111H161V112H163V114H167V108L166 107H164L163 106V104L165 103V100L163 99V98H161L160 96H159ZM153 102L151 103L150 102V106L149 107H153V106H156ZM72 108H69V110H71ZM100 110H102L103 112L105 111L104 109H102V108H99ZM136 126L139 128V126L136 124ZM242 127H245V125L242 123V125H241ZM103 135L102 136V138L104 137V136H107V135H104V132H102V130H97V135L99 136V135ZM240 136H241V138H246L247 136L246 135H244V131L243 130H241L240 131ZM101 139V138H100ZM100 139H98V140H94V141H92L91 142V145H90V147H91V150L93 151L94 149L95 150H102V149H107V150H111L113 153H118V151H117V145H116V142H115V139H111L110 137L109 138H105L104 140V142L103 143H98V141L100 140ZM118 155H119V158H124V156L122 155V154H120V153H118ZM93 156H94V154H93ZM95 157V156H94ZM96 159L97 160H99L98 159V157H96ZM109 165V164H108ZM107 165V166H108ZM109 167H110V169H112V171H113V164H111V165H109ZM72 171L73 172H75V170H73L72 169ZM114 172V171H113ZM111 191H112V193L114 194V196H115V192L117 193V194H119L120 193V189H119V187H114V188H112L111 189ZM116 197V196H115ZM115 197H114V199H115ZM119 197V196H118ZM114 206L112 207V208H115V209H117L118 211H129L130 210V208L134 205V201H130V200H125V199H122V200H118V201H114Z\"/></svg>",
    "mask_w": 264,
    "mask_h": 264
},
{
    "label": "snow or ice",
    "instance_id": "obj_4",
    "mask_svg": "<svg viewBox=\"0 0 264 264\" xmlns=\"http://www.w3.org/2000/svg\"><path fill=\"white\" fill-rule=\"evenodd\" d=\"M3 7L5 8V10H7L9 7H11L10 5H3ZM97 247H99V246H97Z\"/></svg>",
    "mask_w": 264,
    "mask_h": 264
}]
</instances>
